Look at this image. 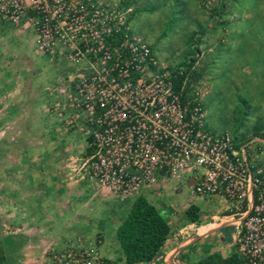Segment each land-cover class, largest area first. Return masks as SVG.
<instances>
[{
    "label": "built area",
    "instance_id": "1",
    "mask_svg": "<svg viewBox=\"0 0 264 264\" xmlns=\"http://www.w3.org/2000/svg\"><path fill=\"white\" fill-rule=\"evenodd\" d=\"M131 8L114 0H0V22L33 30L41 53L65 54L83 72L68 76L58 115L78 128L88 151L67 162L121 197L159 178L192 195L221 196L241 215L234 242L241 264H264V146L213 131L198 92L175 89L150 46L129 32ZM44 264H107L95 247L51 250Z\"/></svg>",
    "mask_w": 264,
    "mask_h": 264
},
{
    "label": "crops",
    "instance_id": "2",
    "mask_svg": "<svg viewBox=\"0 0 264 264\" xmlns=\"http://www.w3.org/2000/svg\"><path fill=\"white\" fill-rule=\"evenodd\" d=\"M5 23L0 22V264H44L51 250L67 245L95 247L118 264L111 247L136 197H121L89 178L68 177L67 162L88 151L83 133L58 115L66 102L60 88L73 75L40 92L33 82L36 62L19 50L15 37L5 42L21 30ZM31 31L35 55L55 54L39 52ZM167 181L159 178L140 193L160 211L170 233L152 260L137 264H195L212 253L237 254L234 234L241 215L232 203L214 196L213 211L212 205L203 211L197 205L203 196L190 194L181 207L183 200L170 201L164 193ZM190 204L200 210L199 223L185 217ZM118 260L125 264L123 257Z\"/></svg>",
    "mask_w": 264,
    "mask_h": 264
},
{
    "label": "rangeland",
    "instance_id": "3",
    "mask_svg": "<svg viewBox=\"0 0 264 264\" xmlns=\"http://www.w3.org/2000/svg\"><path fill=\"white\" fill-rule=\"evenodd\" d=\"M114 1L131 8L129 32L150 46L158 69L172 74L195 58L181 88L188 89L187 99L198 92L211 130H226L246 141L255 137L252 129L260 124L259 133L264 136V0ZM12 37L18 39L19 50L36 62L39 73L33 82L40 92L47 93L48 87L69 74L83 72L65 54L35 55L31 30L9 35L5 42ZM194 47L198 50L192 53ZM260 145L264 146V138ZM165 185L170 201L183 200L181 207L188 205L190 191L185 182L169 180ZM212 198L201 197L197 205L204 211L214 203ZM115 244L111 250L119 264L123 253Z\"/></svg>",
    "mask_w": 264,
    "mask_h": 264
},
{
    "label": "trees",
    "instance_id": "4",
    "mask_svg": "<svg viewBox=\"0 0 264 264\" xmlns=\"http://www.w3.org/2000/svg\"><path fill=\"white\" fill-rule=\"evenodd\" d=\"M198 50L197 47L192 49ZM195 58L191 57L185 61L184 68L172 71L171 81L175 89H180L185 76ZM188 92L187 88L183 89L184 96ZM262 125L257 124L253 127L255 137L264 138L260 134ZM237 144L247 142L239 137H233ZM245 141V142H244ZM260 145V143H258ZM185 217L195 223L200 222V210L196 205L190 204L185 209ZM170 233V226L164 219L160 211L149 202L144 196H137L126 217L122 220L116 229V238L120 249L123 253L125 264L146 263L152 260L162 249ZM241 259L237 254L222 257L218 253H212L202 258L195 264H241Z\"/></svg>",
    "mask_w": 264,
    "mask_h": 264
}]
</instances>
